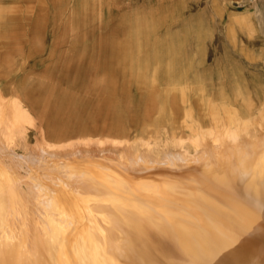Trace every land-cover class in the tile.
<instances>
[{
    "label": "rangeland",
    "instance_id": "374dc122",
    "mask_svg": "<svg viewBox=\"0 0 264 264\" xmlns=\"http://www.w3.org/2000/svg\"><path fill=\"white\" fill-rule=\"evenodd\" d=\"M234 155L264 157V0H0V239L24 234L20 254L88 230L116 253L100 176Z\"/></svg>",
    "mask_w": 264,
    "mask_h": 264
},
{
    "label": "bare ground",
    "instance_id": "6f19581e",
    "mask_svg": "<svg viewBox=\"0 0 264 264\" xmlns=\"http://www.w3.org/2000/svg\"><path fill=\"white\" fill-rule=\"evenodd\" d=\"M241 156L222 160L214 169L195 166L179 175L169 170L157 177L154 184L144 186L134 183L125 186L100 176L98 180L107 190L104 188L100 194L109 196L106 198L107 205L110 202L108 221L115 226L110 230H117L116 238L112 237L114 243L117 236L122 238L116 253L115 249L106 252L107 247H104L106 253L97 255L90 254L94 251L92 247L91 252L85 251L94 238V232L87 233L88 230L65 235L69 246L64 249L68 252L58 244L57 235L36 233L32 236L35 251L25 255L20 254L17 245L25 240L24 234L17 240L10 233L0 239V264H264V162H261L264 157L247 160ZM1 181L0 189L5 179ZM2 208L1 203L0 223L5 213ZM112 233L115 234H108Z\"/></svg>",
    "mask_w": 264,
    "mask_h": 264
}]
</instances>
